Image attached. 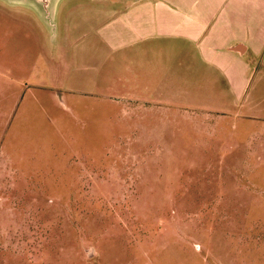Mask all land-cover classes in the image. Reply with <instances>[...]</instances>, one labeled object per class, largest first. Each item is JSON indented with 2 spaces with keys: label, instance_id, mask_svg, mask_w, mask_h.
Returning <instances> with one entry per match:
<instances>
[{
  "label": "rangeland",
  "instance_id": "rangeland-1",
  "mask_svg": "<svg viewBox=\"0 0 264 264\" xmlns=\"http://www.w3.org/2000/svg\"><path fill=\"white\" fill-rule=\"evenodd\" d=\"M33 3L0 0V264H264V41L197 59L208 110H151L77 86Z\"/></svg>",
  "mask_w": 264,
  "mask_h": 264
},
{
  "label": "crops",
  "instance_id": "crops-1",
  "mask_svg": "<svg viewBox=\"0 0 264 264\" xmlns=\"http://www.w3.org/2000/svg\"><path fill=\"white\" fill-rule=\"evenodd\" d=\"M30 9L52 29L56 51L62 25L74 47L71 64L93 68L91 78L70 77L77 86L124 92L97 95L151 110H208L211 79L198 74L203 67L197 59L230 69L228 58L241 60L251 43L264 41V0H50L49 15L35 2ZM85 24L93 38L78 45ZM190 45L199 51L187 50ZM116 56L125 61L116 59L107 80L102 71Z\"/></svg>",
  "mask_w": 264,
  "mask_h": 264
},
{
  "label": "water",
  "instance_id": "water-1",
  "mask_svg": "<svg viewBox=\"0 0 264 264\" xmlns=\"http://www.w3.org/2000/svg\"><path fill=\"white\" fill-rule=\"evenodd\" d=\"M33 2L39 4L42 6L44 12L49 15V5H50V0H33Z\"/></svg>",
  "mask_w": 264,
  "mask_h": 264
}]
</instances>
